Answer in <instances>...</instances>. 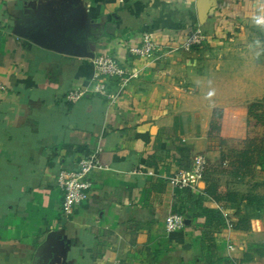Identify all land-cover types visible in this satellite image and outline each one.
<instances>
[{
    "label": "crops",
    "instance_id": "0c3cea01",
    "mask_svg": "<svg viewBox=\"0 0 264 264\" xmlns=\"http://www.w3.org/2000/svg\"><path fill=\"white\" fill-rule=\"evenodd\" d=\"M262 5L215 0L201 23L197 0H0V264H241L246 231L227 229L206 182L179 190L165 176L218 161L217 139L235 137L224 122L213 136L208 97L223 87L212 79L226 76L228 41L247 38ZM198 27L205 45L182 48ZM144 32L160 46L154 60L128 53ZM102 54L139 77L115 102H70L92 88ZM97 149L110 169L91 174L89 201L65 217L56 177ZM176 212L186 227L169 232Z\"/></svg>",
    "mask_w": 264,
    "mask_h": 264
},
{
    "label": "rangeland",
    "instance_id": "374dc122",
    "mask_svg": "<svg viewBox=\"0 0 264 264\" xmlns=\"http://www.w3.org/2000/svg\"><path fill=\"white\" fill-rule=\"evenodd\" d=\"M261 18H264V0L261 8L250 17L247 38L229 39L227 47L230 49L226 52L231 56L225 62L226 76L212 79L223 83V87L220 92L217 88L211 89L213 91L208 97L210 105L219 104L212 110L211 127L214 124L221 130L224 122L227 131L230 125L236 130L233 134L235 137L226 138L223 144L217 139L220 143L218 146L224 151L225 161L222 160V154L213 163L206 158L207 167L212 170L213 177L219 179L223 193L237 191L264 196V23L257 22ZM204 45L205 43L201 48ZM251 103H257L254 111L262 114L260 120L249 113ZM217 132L219 130H214L213 136ZM245 148L254 150V154H251L253 173L238 178L230 173L231 163ZM224 211L232 216L235 223L241 219L248 221L244 237L247 249L242 261L247 262L252 258L256 260V264H264V205L258 208L244 206L241 212H236L233 208H224ZM250 251L254 252L252 256Z\"/></svg>",
    "mask_w": 264,
    "mask_h": 264
},
{
    "label": "built area",
    "instance_id": "2783aa9c",
    "mask_svg": "<svg viewBox=\"0 0 264 264\" xmlns=\"http://www.w3.org/2000/svg\"><path fill=\"white\" fill-rule=\"evenodd\" d=\"M1 30L2 25L0 22V32ZM207 41L208 36L204 33L201 27H198L188 33L183 40V43H181V47L188 50L195 47L199 48ZM159 50L160 46L156 43L152 33L144 32L141 43L130 45L128 53L131 57L154 60L155 54ZM93 64L95 71L92 88L90 90L84 88H75L71 90L67 95L70 102H77L89 93L100 94L110 102H115L123 96L124 89L132 82V80L139 77L138 68H131L122 65L119 60L111 54L97 56L93 60ZM4 88L5 87L0 84V89ZM108 169H110L109 165L103 162L100 155V149H97L94 152L83 155L79 160L76 169L63 168L60 170L56 178L58 187L63 193L61 213L65 217H70L79 206L89 201L94 186L91 174L94 171H105ZM206 169V158L204 156H199L191 171L185 169L177 170L171 175L165 176V180L175 189H191L201 192L200 183L204 181ZM134 173L154 174L151 170H145L143 165H139L134 170ZM220 207L227 229L229 231L234 230L236 223L232 216H230L229 213H226L222 206ZM186 222L187 218L183 213H170L166 217L165 228L169 232L180 231L186 227ZM227 244L229 248L233 247V244L228 241Z\"/></svg>",
    "mask_w": 264,
    "mask_h": 264
},
{
    "label": "trees",
    "instance_id": "16d2710c",
    "mask_svg": "<svg viewBox=\"0 0 264 264\" xmlns=\"http://www.w3.org/2000/svg\"><path fill=\"white\" fill-rule=\"evenodd\" d=\"M256 104L257 103H251L249 105L248 107L249 113L255 116L258 120H260L263 116L262 114H257L256 110H255L256 112L254 111V107L257 106ZM214 130L218 131L220 130V127L213 124V127H211V132L213 133ZM219 140L220 143L223 144L226 138L220 137ZM251 154L252 155L254 154V150L252 151V149H247V148L243 149V151L238 154V157H236L234 162L231 163L232 171L231 172L229 171L231 175L238 178H243L247 176V174L253 173L252 171L253 156ZM222 160L225 161L224 151L222 153ZM204 181L206 182L207 195L214 198L217 202L221 203V206L224 208H233L236 209V212H241L244 206H251L258 208L264 205V196L253 195L250 193L248 194L239 193L237 191H229L227 193H223L220 190L219 181L215 177H213L212 170L209 167H207L205 171ZM235 227L240 230H245L248 228V221L246 219H241L235 224ZM250 249L252 250L253 248ZM250 254L252 256V253ZM249 260H253V259L249 258ZM243 262L246 261L245 260L242 261L241 264Z\"/></svg>",
    "mask_w": 264,
    "mask_h": 264
},
{
    "label": "water",
    "instance_id": "95a60500",
    "mask_svg": "<svg viewBox=\"0 0 264 264\" xmlns=\"http://www.w3.org/2000/svg\"><path fill=\"white\" fill-rule=\"evenodd\" d=\"M214 5H215V0H197L198 16L201 23L205 22L211 7ZM51 236H50V240H51Z\"/></svg>",
    "mask_w": 264,
    "mask_h": 264
},
{
    "label": "clouds",
    "instance_id": "9594fccd",
    "mask_svg": "<svg viewBox=\"0 0 264 264\" xmlns=\"http://www.w3.org/2000/svg\"><path fill=\"white\" fill-rule=\"evenodd\" d=\"M258 23H264V18H261L257 21Z\"/></svg>",
    "mask_w": 264,
    "mask_h": 264
}]
</instances>
